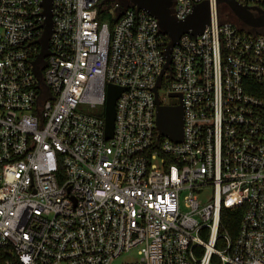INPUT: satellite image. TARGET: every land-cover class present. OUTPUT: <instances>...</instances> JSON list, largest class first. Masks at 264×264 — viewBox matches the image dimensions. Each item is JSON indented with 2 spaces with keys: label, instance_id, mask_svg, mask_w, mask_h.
<instances>
[{
  "label": "built area",
  "instance_id": "obj_1",
  "mask_svg": "<svg viewBox=\"0 0 264 264\" xmlns=\"http://www.w3.org/2000/svg\"><path fill=\"white\" fill-rule=\"evenodd\" d=\"M203 2L208 25L162 73L169 39L149 14L53 0L37 75L41 0H0V264H114L134 249L127 264H264V34L221 21L217 0L170 13ZM109 85L124 91L105 140ZM154 89L161 106L181 96V143L158 134ZM222 209H242L234 238Z\"/></svg>",
  "mask_w": 264,
  "mask_h": 264
},
{
  "label": "water",
  "instance_id": "obj_2",
  "mask_svg": "<svg viewBox=\"0 0 264 264\" xmlns=\"http://www.w3.org/2000/svg\"><path fill=\"white\" fill-rule=\"evenodd\" d=\"M127 1V8H134L136 11H144L156 19L161 33L166 35L169 39V43L165 50V65L163 66L162 73L168 68L171 50L178 44L180 38L183 35H189L192 37L200 35L205 26L209 23V5L207 2L194 6L192 13L185 20L177 21L170 13L172 0ZM52 3L53 0H41V6L43 9L42 16L44 18L42 26L43 34L39 43L40 52L33 63L35 73L37 75L39 72L37 71L36 66L40 64L49 53L48 41L53 29ZM220 4H225L231 11L234 18L245 27L251 29L264 28V10L262 8L242 6L233 0H217L216 6H219ZM254 13L258 14L259 17H254ZM161 75L158 77L157 82L160 81ZM123 91V88L112 85L107 87L104 108L105 140H110L113 136L115 104ZM154 95L156 105V128L158 130V134L174 143H181L183 127L181 96L177 94H170V98L178 99V105L161 106L157 98L156 89H154Z\"/></svg>",
  "mask_w": 264,
  "mask_h": 264
},
{
  "label": "trees",
  "instance_id": "obj_3",
  "mask_svg": "<svg viewBox=\"0 0 264 264\" xmlns=\"http://www.w3.org/2000/svg\"><path fill=\"white\" fill-rule=\"evenodd\" d=\"M115 2H117L121 8H124L128 5V1L127 0H115ZM264 8V7H263ZM222 9H226L228 16L230 17V20H223L221 17V10ZM218 15L221 21H227L233 25H235L236 27H238L239 29H241L242 31L246 30V27L244 25H242L241 23H239L234 16L232 15L231 11L229 10V8L225 5V4H220L218 6ZM105 13H100V15L98 16V20L99 22H104L106 20L105 18ZM110 23V27H112L114 25V21L113 19L109 21ZM248 31V30H247ZM257 34H260L257 32ZM262 34V33H261ZM241 211L242 209H222L221 210V220H220V232H226L231 238H234L237 232V228L239 225V221H240V217H241Z\"/></svg>",
  "mask_w": 264,
  "mask_h": 264
},
{
  "label": "rangeland",
  "instance_id": "obj_4",
  "mask_svg": "<svg viewBox=\"0 0 264 264\" xmlns=\"http://www.w3.org/2000/svg\"><path fill=\"white\" fill-rule=\"evenodd\" d=\"M227 16H228L227 10L226 9H222L221 10L222 19L223 20H227V21L228 20L232 21L230 19V17H227ZM105 18H106L107 21H110V20H112L113 17L110 16V15H106ZM261 33L264 34V29L261 30ZM159 95H160V97H162L161 93ZM177 104H178V100L175 99V98H170V99L167 98V101L164 103V105H167V106L177 105ZM209 196H210V192L206 191L203 200L206 199V198L208 199ZM183 199H184V195H181L180 196V200L183 201ZM138 259H139L138 250L134 249V250H132V251H130L128 253H124L123 255H121L119 258H117L115 260L114 264H127V263H131V262L137 261Z\"/></svg>",
  "mask_w": 264,
  "mask_h": 264
},
{
  "label": "flooded vegetation",
  "instance_id": "obj_5",
  "mask_svg": "<svg viewBox=\"0 0 264 264\" xmlns=\"http://www.w3.org/2000/svg\"><path fill=\"white\" fill-rule=\"evenodd\" d=\"M261 8L264 10L263 7H261ZM254 17L257 18V17H259V15L254 13ZM263 29H264V28H263ZM255 30H256V32L261 33V30H262V29H255Z\"/></svg>",
  "mask_w": 264,
  "mask_h": 264
}]
</instances>
